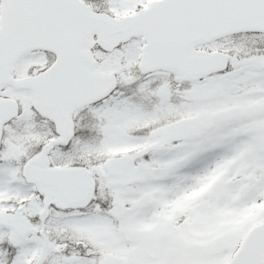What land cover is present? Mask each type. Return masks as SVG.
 Returning <instances> with one entry per match:
<instances>
[{
	"label": "snow or ice",
	"instance_id": "snow-or-ice-1",
	"mask_svg": "<svg viewBox=\"0 0 264 264\" xmlns=\"http://www.w3.org/2000/svg\"><path fill=\"white\" fill-rule=\"evenodd\" d=\"M0 264H264V0H0Z\"/></svg>",
	"mask_w": 264,
	"mask_h": 264
}]
</instances>
